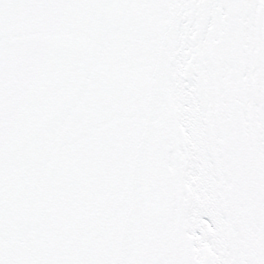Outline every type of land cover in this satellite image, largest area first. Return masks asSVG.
Wrapping results in <instances>:
<instances>
[{
	"label": "snow or ice",
	"instance_id": "6c2138e0",
	"mask_svg": "<svg viewBox=\"0 0 264 264\" xmlns=\"http://www.w3.org/2000/svg\"><path fill=\"white\" fill-rule=\"evenodd\" d=\"M0 264H264V0H0Z\"/></svg>",
	"mask_w": 264,
	"mask_h": 264
}]
</instances>
